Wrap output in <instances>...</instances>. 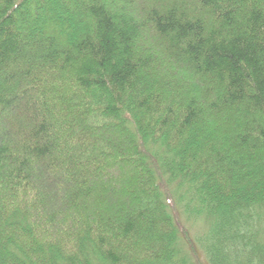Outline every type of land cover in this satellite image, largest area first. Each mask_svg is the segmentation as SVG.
<instances>
[{
  "label": "trees",
  "instance_id": "16d2710c",
  "mask_svg": "<svg viewBox=\"0 0 264 264\" xmlns=\"http://www.w3.org/2000/svg\"><path fill=\"white\" fill-rule=\"evenodd\" d=\"M166 177L264 264V0H0V264H203Z\"/></svg>",
  "mask_w": 264,
  "mask_h": 264
},
{
  "label": "rangeland",
  "instance_id": "374dc122",
  "mask_svg": "<svg viewBox=\"0 0 264 264\" xmlns=\"http://www.w3.org/2000/svg\"><path fill=\"white\" fill-rule=\"evenodd\" d=\"M166 189L168 191L167 195L165 193V188L163 184L160 183V190L163 196L166 199L168 209L170 213L177 219L178 223L185 229V234H181L183 242L188 244V240L194 245L195 249L197 250L198 245L196 244V238L201 233L203 236L206 235V230L204 229L203 222L201 221L200 224H193L186 220V214L184 213V209L182 205L178 202L177 198V191H176V184L173 182H169L166 177ZM176 191V192H175ZM197 256L200 258V262L203 264H207L202 252L197 250ZM193 260V259H192Z\"/></svg>",
  "mask_w": 264,
  "mask_h": 264
}]
</instances>
